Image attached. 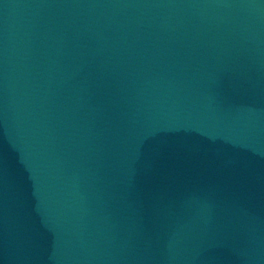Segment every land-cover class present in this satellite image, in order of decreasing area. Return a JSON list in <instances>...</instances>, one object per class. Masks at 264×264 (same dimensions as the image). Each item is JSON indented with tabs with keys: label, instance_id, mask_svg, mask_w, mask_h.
I'll return each instance as SVG.
<instances>
[{
	"label": "water",
	"instance_id": "obj_1",
	"mask_svg": "<svg viewBox=\"0 0 264 264\" xmlns=\"http://www.w3.org/2000/svg\"><path fill=\"white\" fill-rule=\"evenodd\" d=\"M0 264H264V0H0Z\"/></svg>",
	"mask_w": 264,
	"mask_h": 264
}]
</instances>
